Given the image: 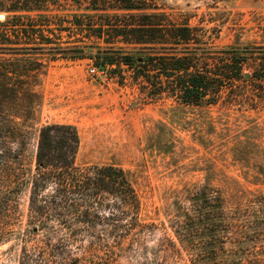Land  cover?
I'll list each match as a JSON object with an SVG mask.
<instances>
[{"label":"rangeland","instance_id":"obj_1","mask_svg":"<svg viewBox=\"0 0 264 264\" xmlns=\"http://www.w3.org/2000/svg\"><path fill=\"white\" fill-rule=\"evenodd\" d=\"M128 4L137 9L123 11L114 0L94 5L91 0H0V9H5L0 21L9 26L2 28L4 33H13L7 18L16 14L42 29L30 32L34 42H44L45 37L51 41L47 49L35 50L37 45L32 44L0 51L3 70L18 74L9 76L20 87L19 99L9 101L6 108L26 134L23 147L19 141L11 145L20 154L18 168L27 179L34 174L43 126L74 125L80 135L76 163L121 167L143 209L137 229L123 233L122 245L112 243L122 235L115 229L132 224L107 221L78 224L81 236H86L82 242L52 249L56 241L48 246L45 231L30 233V189L24 186L15 196L11 233L0 239V264H21L25 248L40 264H264L262 105L241 111L223 103L182 106L167 93L153 100L147 97L152 86L141 72L154 82L160 75L154 67L145 72L137 61H115L104 68L89 59H72L69 52L53 56L48 50L95 46L116 60L120 53L138 57L140 50L146 56L173 53L176 46L162 45L160 31L145 37L123 35L125 24L144 21L174 28L188 23L204 42L259 54L264 51V0H130ZM136 39L153 43L141 48L133 43ZM16 50L29 55H13ZM214 198H220V205ZM215 206L222 211L214 219ZM230 220L239 225L228 227ZM142 227L144 232H136ZM94 237L112 242L109 248H99L93 245Z\"/></svg>","mask_w":264,"mask_h":264},{"label":"trees","instance_id":"obj_2","mask_svg":"<svg viewBox=\"0 0 264 264\" xmlns=\"http://www.w3.org/2000/svg\"><path fill=\"white\" fill-rule=\"evenodd\" d=\"M93 5L98 0H91ZM116 8L130 12L137 8L128 4L130 0H114ZM28 7V6H27ZM4 8L0 11L4 12ZM8 13H15L8 10ZM133 17V16H132ZM45 18V17H44ZM24 16L14 14L7 18L12 23L13 33L8 35L2 28L9 27L0 21V51L6 46H31L36 44L38 49L49 47L51 41L41 38L44 42L36 43V38L30 32L35 28V21L29 24ZM110 28L116 27L108 24ZM123 35L142 33L145 37L152 32L163 33L161 44L174 45L173 53H156L150 56L139 51V56L120 53L117 60L101 48L95 46L77 47L70 50L49 48L53 56L59 52L71 53L72 59H89L97 66L107 67L115 61L131 64L138 62L142 71L149 72L151 67L159 70L157 80L151 82L152 76L143 73L146 81L152 86L148 92L149 98L161 99L163 93L174 97L182 106L203 107L217 106L221 103L228 107H239L257 110L264 107V51L254 52L248 48L230 46L218 48L204 42L197 34V29L184 23L177 28L162 24L145 23L125 24ZM13 36V38H12ZM129 41V40H126ZM135 45L145 48L152 44L151 40L136 39ZM41 45V46H39ZM15 49V48H12ZM23 49L28 50L29 47ZM96 50V51H95ZM21 51V50H20ZM1 54V53H0ZM13 55L26 57L29 53L12 52ZM259 55V56H258ZM257 59V60H255ZM254 60L253 65L251 61ZM255 63V64H254ZM252 72L246 73V69ZM15 72L4 71L0 65V239L8 235L13 223L16 209V194L24 186H29V227L31 234L45 231L49 240L53 241L52 249H66L76 246L86 236H81L78 224H98L107 221L122 223L128 221L132 227L115 231L122 232L119 241L94 237L93 245L109 248V242L122 245L126 235L136 230L142 220V201L128 174L117 165H78L76 158L80 149L78 129L70 124H49L43 126L38 133L36 150V168L30 179L25 178L24 172L18 168L20 154L13 149L12 143L19 141L23 147L26 134L19 127L15 117L6 112L11 100L19 99V86ZM162 75V78H161ZM163 77L166 78L164 84ZM16 98V99H15ZM246 110V109H244ZM201 196L202 192L196 193ZM220 198H214L217 202ZM220 205V201L217 202ZM222 211L221 206H215L216 215ZM236 216L237 213H234ZM109 217L107 219L106 217ZM218 217L214 216V219ZM216 223V222H214ZM228 227L234 228L239 224L228 221ZM144 227L136 232H144ZM21 264H40L35 262L32 254L24 250V260Z\"/></svg>","mask_w":264,"mask_h":264},{"label":"built area","instance_id":"obj_3","mask_svg":"<svg viewBox=\"0 0 264 264\" xmlns=\"http://www.w3.org/2000/svg\"><path fill=\"white\" fill-rule=\"evenodd\" d=\"M90 72H91L92 74H95V73H96V69L92 68V69L90 70Z\"/></svg>","mask_w":264,"mask_h":264},{"label":"water","instance_id":"obj_4","mask_svg":"<svg viewBox=\"0 0 264 264\" xmlns=\"http://www.w3.org/2000/svg\"><path fill=\"white\" fill-rule=\"evenodd\" d=\"M5 16L3 14L0 15V20H4Z\"/></svg>","mask_w":264,"mask_h":264}]
</instances>
